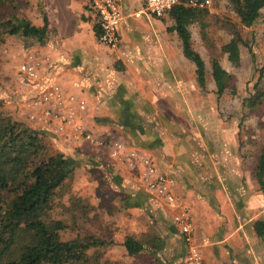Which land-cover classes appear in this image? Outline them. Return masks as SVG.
Instances as JSON below:
<instances>
[{
    "label": "crops",
    "instance_id": "1",
    "mask_svg": "<svg viewBox=\"0 0 264 264\" xmlns=\"http://www.w3.org/2000/svg\"><path fill=\"white\" fill-rule=\"evenodd\" d=\"M36 1L34 25L42 26L46 18L48 35L45 44L26 47V60L40 62L37 95L58 84L65 95L85 101L86 109L77 118L85 132L110 144L120 141L127 154L135 151L148 156L175 175L174 192L188 209L205 264H264V169L262 175L257 173L258 157L245 156L238 124L219 125L216 132L204 127L198 131L191 125L202 107L205 117H211L208 90H215L210 61L202 55L201 49H206L191 28L198 20L189 23L188 30L193 50L204 61L205 89L199 86L195 64L183 54L170 10L161 17L144 13L137 17L134 12L144 0H117L124 14L118 28L121 42L109 49L97 40L99 18L87 0ZM262 47L264 39H259L253 48L255 60L264 57ZM222 58L226 62L218 59L220 65L233 77L236 70L253 64L242 45L238 63L231 62L225 52ZM200 100L206 103L201 106ZM28 124L78 159L81 165L76 170L98 173L92 179L110 187L114 201L125 203L131 214L126 224L133 230L127 235L139 240L142 250L127 255L120 245L122 255L142 256V264H186L187 248L172 221L176 207L161 197L155 199L146 188L139 161L133 166L122 163L109 155L110 145L89 143L70 128L58 131L52 123L31 120ZM140 226L141 234L134 230Z\"/></svg>",
    "mask_w": 264,
    "mask_h": 264
},
{
    "label": "trees",
    "instance_id": "2",
    "mask_svg": "<svg viewBox=\"0 0 264 264\" xmlns=\"http://www.w3.org/2000/svg\"><path fill=\"white\" fill-rule=\"evenodd\" d=\"M4 1L0 0V8ZM228 1L239 20L231 22V38L222 45L221 50L228 53L231 62L238 63L239 46H245L255 64L253 28L262 15L264 0ZM9 10H12V6H9ZM208 13L206 8L182 5L170 10L174 30L182 42L183 54L195 64L198 83L203 89L206 86L204 61L192 48L188 24L199 21ZM9 14L4 19L0 16V42L4 39L3 35H19L31 39V43H46V18L43 17L42 26H36L27 19L22 20L13 13ZM244 28L249 29L246 36L241 33ZM99 31H96L97 35ZM210 64L214 93L219 99L234 77L220 65L217 57L213 56ZM263 70L264 64L258 68L255 65L254 71L258 73L253 84L255 95L243 100V103L249 102L248 107L261 104L264 98V87H258ZM22 81L27 88L12 94L1 90L0 104L10 100L27 101L41 90L36 86L38 80L23 76ZM80 165L78 159L58 149L45 132L0 112V264H85L90 250L114 243L94 234L62 239L61 233L70 226L62 219L51 217L57 205L55 198L64 189L66 182L73 178ZM263 169L264 150L258 157L257 173L262 175ZM261 186L264 195L263 182ZM71 225L70 228L75 226L74 222ZM122 245L127 255H136L142 250L141 242L131 235L125 236Z\"/></svg>",
    "mask_w": 264,
    "mask_h": 264
},
{
    "label": "rangeland",
    "instance_id": "3",
    "mask_svg": "<svg viewBox=\"0 0 264 264\" xmlns=\"http://www.w3.org/2000/svg\"><path fill=\"white\" fill-rule=\"evenodd\" d=\"M36 2V0H5L1 5L3 7L0 8V16L4 19L10 15L9 13H13L17 18L27 19L35 24L33 19L39 10ZM9 6H12V10H9ZM205 8L209 10V13L203 16L200 21L195 22L191 28L196 35V41L206 49V51L201 49L206 62L208 63L215 56L225 63L226 61L222 58L221 46L231 38V22H238L239 19L228 0H211ZM212 8L214 11L210 12ZM40 17H43V13H40ZM37 18L36 16V20ZM247 30L249 29H241L243 36H246ZM253 30L255 37L252 39V46H257L259 39H264V9ZM3 38L0 42V92L4 89L7 94H12V92L27 88L23 84L19 65L28 61L25 58L28 55L26 47L31 44V39L28 40L19 35H3ZM261 50H264L263 47ZM257 59L262 61L257 62ZM256 60L255 64L249 63L240 70H236L233 82L220 96V99H217L214 92L211 93L208 90V93L210 92L212 95L207 99L208 106L212 104L211 117H205L204 107H202L199 109L198 116L191 121L193 128L197 127L198 131L204 127L205 131L211 130L212 132H216L219 125L236 127L238 124L240 126L239 142L245 148L246 157H259L264 150V98H262L261 104L252 107L247 106L248 101L243 103L244 99L255 95L253 84L258 73L254 69L255 65L258 68L264 64L263 55L258 56ZM259 86L260 88L264 87V70ZM27 101H5L0 104V112L29 123ZM201 103L205 104L206 102L200 100L199 104L201 105ZM236 113L242 115L238 116ZM208 134L207 137L212 140ZM206 145L209 146V143ZM159 167L165 174L176 179L175 175L166 172L162 165L159 164ZM89 170V168L76 170V175L74 174L73 178L66 182L64 189L55 198L57 205L52 210L51 217L62 219L70 227L73 222L75 224L72 227L74 229L69 227L61 233L62 239H69L74 235L94 234L114 242L108 246L90 250L88 262L85 264H142L144 261L142 256L126 258L125 255H122L120 247L124 236L133 232L126 224L127 217L131 216L129 210L125 203L114 201L115 194L111 188L104 182L94 181L92 178L98 173ZM154 196L155 199H160L155 194ZM160 205L165 210V206ZM134 230H138V233L141 234L144 229L140 226Z\"/></svg>",
    "mask_w": 264,
    "mask_h": 264
},
{
    "label": "built area",
    "instance_id": "4",
    "mask_svg": "<svg viewBox=\"0 0 264 264\" xmlns=\"http://www.w3.org/2000/svg\"><path fill=\"white\" fill-rule=\"evenodd\" d=\"M90 7L99 18L100 31L97 40L100 44L109 49L116 48L121 37L118 32L124 14L117 0H87ZM211 0H144L141 7L134 12L135 16L142 13L161 17L173 7L182 5L193 8H205ZM40 62L25 61L19 65V72L31 80H38L40 77ZM86 109L85 101L82 98L65 92L58 84H53L39 95L27 101L28 117L31 121L52 123L58 131L70 128L78 138L98 146L110 145L109 155L133 166L139 161L143 166L141 181L146 188L158 197H161L166 204L176 207L172 214V221L177 224L182 234L183 242L187 248L186 264H205L199 246L194 241L195 228L191 221L187 207L174 192L176 181L173 177L165 174L156 163L148 156L130 151L128 154L120 141L109 143L108 140H101L90 132H85L82 125L77 122L80 111Z\"/></svg>",
    "mask_w": 264,
    "mask_h": 264
}]
</instances>
